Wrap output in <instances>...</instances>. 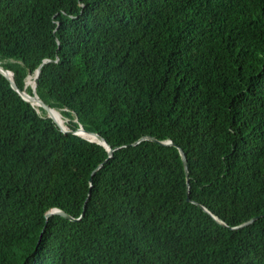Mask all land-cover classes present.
Listing matches in <instances>:
<instances>
[{
    "label": "trees",
    "instance_id": "obj_1",
    "mask_svg": "<svg viewBox=\"0 0 264 264\" xmlns=\"http://www.w3.org/2000/svg\"><path fill=\"white\" fill-rule=\"evenodd\" d=\"M0 65L115 149L0 72V264H264V0H0Z\"/></svg>",
    "mask_w": 264,
    "mask_h": 264
},
{
    "label": "water",
    "instance_id": "obj_2",
    "mask_svg": "<svg viewBox=\"0 0 264 264\" xmlns=\"http://www.w3.org/2000/svg\"><path fill=\"white\" fill-rule=\"evenodd\" d=\"M0 72L2 74H4L9 79V81L11 82V85L13 86V88H15L25 100L30 102L32 105L38 104L39 106H42L44 109H46V111L48 113V116L55 121V123L60 127V129L63 132H70V133L78 134V135L83 136L84 138H87L90 141L97 142V143L103 145L104 147H106V149L108 150L109 158L113 155V152L115 150L114 147L102 135H100L99 133L86 130L82 126H80V128L77 129V130H69L67 128V126L64 127L63 125H61L59 123V121L57 120L58 110H56L54 107H52L51 105H49L48 103L43 101L39 97V95L37 94V85H38L37 82H35V84L33 85V94H30L26 90H22V89H20L17 86V84L15 82L14 72L13 71H11L9 69H6V68H4L3 66L0 65ZM9 74H11L12 77H10ZM39 74H40V69L37 70L36 78L39 77ZM83 132L94 136V138H89V137L85 136ZM144 139H148V140H152V141H155V142H159L160 144H163V145H175V146L178 147V149L180 151V154H181V157H182V160H183L185 172H186V178H187V184H188L187 200L188 201H193L191 199V197H190V175H189V168H188V159H187V156H186L184 150L180 146L175 144L173 141H170V140L169 141H160L157 138H155L154 136H144L141 139H139L138 141L134 142L133 144L135 145V144L139 143L141 140H144ZM109 158L104 160V162L99 164V166H97V168H95L92 171V174H91V177H90V180H89L90 181V186H92L93 175L96 173V171L98 169H100L107 162V160ZM89 196H90V191H89ZM195 203H197L203 210L208 212L218 223H220L223 226L230 227V226H228V224L225 221H223L219 216L215 215L213 212H211L209 209H207L204 205H202V204H200L198 202H195ZM86 206H87V200H86V202L84 204L83 212H82V214H81V216L79 218H76V217L70 215L69 213H67L66 211H64L62 209H59V208H52L49 211H47L46 212V218H50L51 216L58 214V215H61L63 217H66V218H68L70 220L76 221V220L81 219L84 216L85 210H86ZM257 218H258V216L257 217H253L250 220H248L246 222H243L239 226H235V227H231V228H240V227L247 226V225L251 224L252 222H254ZM43 232H44V230L42 231V234H43Z\"/></svg>",
    "mask_w": 264,
    "mask_h": 264
},
{
    "label": "bare ground",
    "instance_id": "obj_3",
    "mask_svg": "<svg viewBox=\"0 0 264 264\" xmlns=\"http://www.w3.org/2000/svg\"><path fill=\"white\" fill-rule=\"evenodd\" d=\"M9 76L10 77H12V75L11 74H9ZM29 83L30 84H33L34 83V81H33V79H29ZM32 89V88H31ZM36 106H39L38 104H35ZM57 120L59 121V123L61 124V125H63L64 127H66V125H65V121H64V119H63V117H62V115H61V113L58 111V113H57ZM84 133V135L85 136H87V137H89V138H94V136H92V135H90V134H87V133H85V132H83Z\"/></svg>",
    "mask_w": 264,
    "mask_h": 264
},
{
    "label": "rangeland",
    "instance_id": "obj_4",
    "mask_svg": "<svg viewBox=\"0 0 264 264\" xmlns=\"http://www.w3.org/2000/svg\"><path fill=\"white\" fill-rule=\"evenodd\" d=\"M29 79H33V81H34V78L33 77H29ZM35 83H33V85H34ZM68 128V127H67Z\"/></svg>",
    "mask_w": 264,
    "mask_h": 264
}]
</instances>
